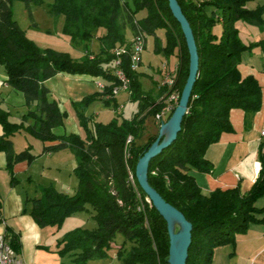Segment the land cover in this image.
<instances>
[{
  "label": "trees",
  "instance_id": "16d2710c",
  "mask_svg": "<svg viewBox=\"0 0 264 264\" xmlns=\"http://www.w3.org/2000/svg\"><path fill=\"white\" fill-rule=\"evenodd\" d=\"M251 1L254 0H177L197 45L198 74L180 131L168 147L151 159L148 182L192 224L186 264H211L215 247L234 244L236 234L244 233L251 222L260 220L255 202L264 195L263 147L258 152V175L246 192L236 186L204 194L190 174V169L211 171L212 164L205 158V151L223 132L232 130V109H241L246 118L260 109L258 81L251 75L243 77L238 69L242 51L254 45L264 47V40L245 45L236 27L238 21L264 25V3L249 8ZM13 2H22L29 8L44 0H0V65L6 82L22 92L28 107L23 120L14 123L9 120V112L0 106L3 129L0 150L6 152L7 168L37 157L30 146L18 152L13 150L11 137L21 130L48 143L42 146L39 155L69 148L76 159L73 175L77 186L73 194L59 191L51 184L42 186L38 196L26 200L24 209L39 227L53 226L56 231L67 218L80 211L89 212L96 223L94 228L70 229L56 242L57 253L70 256L74 264L110 257L108 251L116 234L122 236L115 250L121 264H168L166 222L147 201L134 173L138 159L157 136L138 142L145 118L154 117L161 109L167 90L161 87L162 98L158 102L142 92L139 73L130 68L131 41L127 42L124 33L129 28L133 36L138 30L146 37L154 36V50L164 56L176 51L180 97L188 75L189 54L167 0H51L47 4L49 13L63 17L61 30L72 41H87L95 37L97 29L104 30L98 37L99 52L86 51L79 60L66 52L39 47L13 18ZM140 11H145V15L137 18ZM217 23L221 24L219 35L213 31ZM158 29L164 30L163 46L157 42ZM117 48L127 51L120 55L121 67L130 78V100L138 102L137 111L130 118L115 116L105 123L78 111L84 137L54 133L63 124L66 112L50 99L44 81L58 73L97 77L104 84L102 94L107 97L104 102L110 105L114 97L112 88L118 84L113 73ZM95 98L87 96L74 106H84ZM112 107L116 109L115 105ZM27 117L33 119V124L24 123ZM129 172L134 185L128 179ZM140 200L145 204L143 210L137 209ZM6 236L19 252L17 236L12 233Z\"/></svg>",
  "mask_w": 264,
  "mask_h": 264
},
{
  "label": "crops",
  "instance_id": "0c3cea01",
  "mask_svg": "<svg viewBox=\"0 0 264 264\" xmlns=\"http://www.w3.org/2000/svg\"><path fill=\"white\" fill-rule=\"evenodd\" d=\"M254 1V7L264 3V0ZM57 23L61 30L63 22ZM36 25L37 23L32 22L30 27ZM236 27L239 37L245 45L264 40V25L258 27L246 22H236ZM22 29L31 38L26 29ZM91 40H94L93 46L88 49L86 46L83 47L80 42L76 44L77 42L73 41L75 43L73 45L70 39L71 44L80 53L79 57L74 59H81L86 50L92 53L99 51L101 44L98 37L95 36ZM238 69L243 77L251 75L258 81L261 88V106L249 118H246L241 109H232L230 111L232 130L223 132L218 141L210 144L205 151V158L212 164L211 171L202 172L190 169V174L204 194H209L215 189L224 190L236 186L240 188L241 192H246L255 181L260 168L258 152L260 147H263L264 150V135L261 134V131L264 130V47L254 45L242 51ZM6 79L4 68L0 65V106L9 112L11 122L19 123L28 113V107L22 92L9 86ZM97 79L99 78L87 74L58 73L44 81L43 84L49 90L50 99L55 100L60 110L66 112L63 124L56 127L53 130L54 133L57 135L74 133L84 137L85 133L78 119V111L95 121H99V117L107 116L110 110H114L116 114L112 118L118 116L123 108L121 101L130 100L129 90H119L114 95L113 102L106 105L104 99L107 97L97 87ZM160 90L161 86L158 83L154 90L149 89V92L155 94H153L155 102L162 98ZM124 92L128 96L119 99V96ZM87 96L96 98L84 106L79 105L77 108L74 106V103L81 102ZM112 105H115L116 109ZM152 118L154 125L159 128L153 116ZM24 123L31 125L33 119L27 117ZM2 133L3 129L0 124V135ZM151 135L153 134H144L143 141L138 140V142L144 143ZM11 139L15 152L30 146L31 151L37 154V157L31 162H17L9 169L7 168L6 152L0 150V235L12 233L17 236L20 243L18 254L22 259V264H74L70 256H60L57 253L56 242L70 229L76 227L94 228V219L89 212L85 211V215L80 218L76 217L77 213L67 218L62 227L56 231L53 226L39 227L30 216L29 211L24 209L26 200L38 196L35 193L37 189L40 192V187L34 183L37 176L41 177L45 174L46 182L55 186L59 191L69 194L75 192L77 181L76 178H73V169L76 166L74 154L69 148H62L39 155L42 146L48 143L34 138L25 130L15 133ZM52 169L55 172L52 173ZM46 172L48 173L46 174ZM255 206L260 209L257 214V218L260 220L251 222L244 233L236 234L234 244L215 247L211 264H264V195L257 199ZM119 246L111 243V247ZM114 260L118 261L115 252L109 258L98 261L91 260L87 264L105 263L101 261L113 264ZM118 263L116 262V264Z\"/></svg>",
  "mask_w": 264,
  "mask_h": 264
},
{
  "label": "rangeland",
  "instance_id": "374dc122",
  "mask_svg": "<svg viewBox=\"0 0 264 264\" xmlns=\"http://www.w3.org/2000/svg\"><path fill=\"white\" fill-rule=\"evenodd\" d=\"M51 0H44V2L37 6H30L29 8L25 7V5L22 2H13L12 4V11H13V18L16 20V22L19 24L21 28H25L26 31L29 33L31 39L41 48H53L58 51L66 52L68 53L72 58L79 57L80 53L78 52V49L75 48L73 45H75L74 42H77L76 44H79V42L82 44L83 47H87L88 49H91L93 46V42L91 39L87 41H82L80 39L75 40L72 44L70 42V37L62 32V30H59V26L57 22H63L62 16H56L52 15L48 11L47 4ZM255 5V1H251L248 3L249 8H253ZM145 15V11H140L137 13L136 17L141 18ZM32 22L37 23L36 26H31L30 24ZM243 22V21H238ZM30 27V28H29ZM214 33L217 35L220 34L221 31V24L217 23L213 28ZM104 32L103 28H99L96 31V37H99ZM125 37L127 41L132 40V33L129 28H126L125 31ZM156 38L159 46L164 45V30L158 29L156 31ZM91 40V41H90ZM154 44H155V37L154 36H147L146 39V45L145 48L142 50L140 57L141 62L139 65V68L136 69L138 74V80L141 83L142 92L144 94H150L151 97H153L152 92H149L150 90H154L157 87V83L160 84V80L163 76L164 71L168 69H175L178 58L176 51L172 53L169 56H164L162 52H157L154 50ZM89 51V50H86ZM99 52V51H98ZM96 52V53H98ZM86 53V52H85ZM166 68H163V67ZM147 89V90H144ZM155 95V94H154ZM127 93L124 92L122 95L119 96V99L122 97H127ZM120 102V101H119ZM121 104L123 105L122 110L118 113V116L129 118L131 114L135 111H137L138 103L133 100H124L121 101ZM110 116H109V115ZM107 116L99 117L98 120L102 122H106L110 120L114 115V110H110ZM109 116V117H108ZM145 132L142 134V137L139 139L140 141H143V138L145 137L144 134H153L155 135L158 128L154 125V121L152 116H147L145 118ZM155 133V134H154ZM157 135V134H156ZM51 172H55L53 169ZM48 172H46L47 174ZM45 174L40 176H37V180L34 182L39 187L46 186L49 184V182H46L45 180ZM73 178H75L73 176ZM36 195H39V189L36 190ZM148 199V198H147ZM85 215V211H80L77 213L76 217L80 218V216ZM87 216V215H86ZM94 221V226H95ZM90 229V228H89ZM122 242V236L120 234H116L113 244L115 246L120 245ZM116 248L111 247L109 249V256H111L115 252ZM109 258V257H108ZM102 260V259H96V261ZM105 262L106 264L108 261H101ZM120 264V261H113V264Z\"/></svg>",
  "mask_w": 264,
  "mask_h": 264
},
{
  "label": "water",
  "instance_id": "95a60500",
  "mask_svg": "<svg viewBox=\"0 0 264 264\" xmlns=\"http://www.w3.org/2000/svg\"><path fill=\"white\" fill-rule=\"evenodd\" d=\"M169 10L179 24L189 54L188 75L171 116L160 124L155 140L150 144L135 165V179L151 205L166 222L169 238L168 264H186L191 243L192 224L184 214L168 203L148 182L151 159L168 147L180 131L183 116L187 112L189 98L198 74L199 56L189 22L177 0H167Z\"/></svg>",
  "mask_w": 264,
  "mask_h": 264
},
{
  "label": "built area",
  "instance_id": "2783aa9c",
  "mask_svg": "<svg viewBox=\"0 0 264 264\" xmlns=\"http://www.w3.org/2000/svg\"><path fill=\"white\" fill-rule=\"evenodd\" d=\"M146 39L144 32L138 30V32L133 36L131 40L130 53H129V62L130 68L136 70L139 68L141 57L140 54L145 48ZM125 48H117L114 50L116 55L114 60V75L118 80V84L112 88V94L115 95L119 90H129L130 78L126 72L121 67V54L126 53ZM177 78L178 70L177 65L175 69H168L164 71L163 76L160 80V86L166 88L165 98L163 101V106L161 109L154 115V119L158 126L161 123L166 121L174 107H176L179 98V91L177 87ZM96 85L100 90L104 89V84L100 79H97ZM261 134L264 135V130L261 131ZM130 138H128L129 141ZM129 181L134 185V178L131 172L128 173ZM139 195V194H138ZM148 202H150L147 199ZM144 202L140 200L137 209H144ZM0 264H22V259L20 258L17 251L11 246L8 236L6 233L0 235Z\"/></svg>",
  "mask_w": 264,
  "mask_h": 264
}]
</instances>
